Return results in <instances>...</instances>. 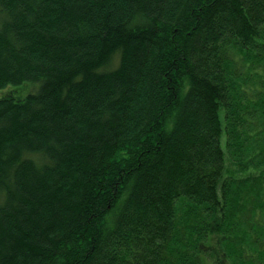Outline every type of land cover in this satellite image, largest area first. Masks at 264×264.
Masks as SVG:
<instances>
[{"label":"trees","instance_id":"trees-1","mask_svg":"<svg viewBox=\"0 0 264 264\" xmlns=\"http://www.w3.org/2000/svg\"><path fill=\"white\" fill-rule=\"evenodd\" d=\"M0 264H264V0H0Z\"/></svg>","mask_w":264,"mask_h":264},{"label":"rangeland","instance_id":"rangeland-1","mask_svg":"<svg viewBox=\"0 0 264 264\" xmlns=\"http://www.w3.org/2000/svg\"><path fill=\"white\" fill-rule=\"evenodd\" d=\"M32 83L33 82H26L25 84L20 85V86L10 85V86H8L6 88L0 89V97H2L5 94H7L8 90H13L15 95L20 96V97H24L29 92H31V89L33 87Z\"/></svg>","mask_w":264,"mask_h":264},{"label":"bare ground","instance_id":"bare-ground-1","mask_svg":"<svg viewBox=\"0 0 264 264\" xmlns=\"http://www.w3.org/2000/svg\"><path fill=\"white\" fill-rule=\"evenodd\" d=\"M29 85V84H28Z\"/></svg>","mask_w":264,"mask_h":264}]
</instances>
